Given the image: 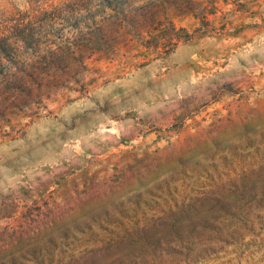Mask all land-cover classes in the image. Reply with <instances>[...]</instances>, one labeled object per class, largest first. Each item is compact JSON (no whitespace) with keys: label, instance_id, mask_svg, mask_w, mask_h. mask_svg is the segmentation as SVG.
<instances>
[{"label":"rangeland","instance_id":"1","mask_svg":"<svg viewBox=\"0 0 264 264\" xmlns=\"http://www.w3.org/2000/svg\"><path fill=\"white\" fill-rule=\"evenodd\" d=\"M0 56V264H264V0H0Z\"/></svg>","mask_w":264,"mask_h":264},{"label":"trees","instance_id":"2","mask_svg":"<svg viewBox=\"0 0 264 264\" xmlns=\"http://www.w3.org/2000/svg\"><path fill=\"white\" fill-rule=\"evenodd\" d=\"M110 4H113V2L110 3ZM110 7H111V5H110ZM0 63H2V57L1 56H0Z\"/></svg>","mask_w":264,"mask_h":264}]
</instances>
